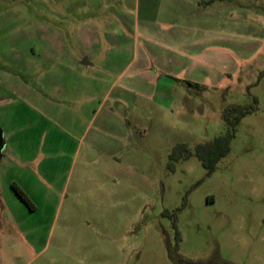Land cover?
Returning <instances> with one entry per match:
<instances>
[{
  "label": "rangeland",
  "instance_id": "374dc122",
  "mask_svg": "<svg viewBox=\"0 0 264 264\" xmlns=\"http://www.w3.org/2000/svg\"><path fill=\"white\" fill-rule=\"evenodd\" d=\"M83 54L81 76L69 63ZM16 65L98 118L61 126L47 153L30 130L12 148L59 158L37 190L13 182L34 211L0 227V264H264V0H0V81ZM249 105L212 174L171 161Z\"/></svg>",
  "mask_w": 264,
  "mask_h": 264
},
{
  "label": "crops",
  "instance_id": "0c3cea01",
  "mask_svg": "<svg viewBox=\"0 0 264 264\" xmlns=\"http://www.w3.org/2000/svg\"><path fill=\"white\" fill-rule=\"evenodd\" d=\"M68 53L70 52H67L63 57ZM69 55L71 56L72 54L70 53ZM74 57V55L72 58L70 57L72 62L71 64L69 63L74 72L80 73L81 76L84 73H88L90 67H92L90 59L85 54L81 56L82 58H78L79 60ZM55 60L53 57L52 62L47 61L52 69L56 66L54 65L56 64L54 63ZM29 68V66L24 68L23 65H16L12 72L9 71V74L11 73L17 81L13 78H11L10 83L9 80H7L8 83L0 81V93H3V95L0 94V140L3 144V152L0 155V227L2 228L12 226L14 221L19 226L23 225L20 222V218L14 217V211H23L22 209L25 208V205L17 197L11 184L17 182L23 190H29L27 184H30L29 186L30 188L32 187V190H37V186L44 185L41 180L49 174V170H46L47 162L51 164L59 158L47 155L38 159L39 154L28 156V149L27 153L22 151L23 147L29 148L30 146V136L25 133L30 130L33 135H37V140H39L37 144L43 143V149L48 141L49 145L44 150L47 153L48 148L55 147L56 135L57 132L61 131V126L68 123L70 126L81 128L86 123L90 125L98 118L95 113L90 117L89 121H86L80 114L78 116L77 112H68L71 108L66 105L68 100H70L71 92L64 95L61 88L55 85L52 86L50 79L46 80L42 75L34 77L35 80L31 81L28 78L30 74L28 72ZM56 92L60 94L56 95ZM87 99H89L88 92L78 100L83 102ZM33 104H37L38 110L35 109ZM49 130L54 133L52 139L48 134ZM20 132H22V135ZM71 140H74V137H71ZM33 143L36 144L34 140ZM16 147H22V150H16L18 155L14 158L11 151L12 148ZM32 164L34 168L31 167ZM25 210L26 212L23 215H29L31 210L27 207ZM5 240L6 242L8 241L7 238Z\"/></svg>",
  "mask_w": 264,
  "mask_h": 264
},
{
  "label": "trees",
  "instance_id": "16d2710c",
  "mask_svg": "<svg viewBox=\"0 0 264 264\" xmlns=\"http://www.w3.org/2000/svg\"><path fill=\"white\" fill-rule=\"evenodd\" d=\"M264 76V71L260 73L259 77ZM256 101L255 99L253 100ZM255 110L252 106H232L224 110L223 120L228 126L229 132L209 143L196 145L191 151L185 144L176 145L170 154L171 161L187 160L189 157L194 156L205 169L207 175L215 171L217 163L225 157L229 152V144L234 137V131L241 119L251 114ZM11 187L20 201L29 209L34 210V205L28 196L15 184L12 183ZM180 264H228L221 262L217 258H211L206 261L192 262V261H179Z\"/></svg>",
  "mask_w": 264,
  "mask_h": 264
}]
</instances>
